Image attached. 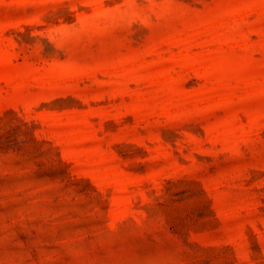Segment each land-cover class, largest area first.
Segmentation results:
<instances>
[{"label":"rangeland","instance_id":"rangeland-1","mask_svg":"<svg viewBox=\"0 0 264 264\" xmlns=\"http://www.w3.org/2000/svg\"><path fill=\"white\" fill-rule=\"evenodd\" d=\"M0 264H264V0H0Z\"/></svg>","mask_w":264,"mask_h":264}]
</instances>
